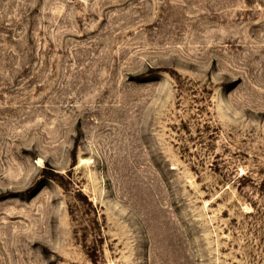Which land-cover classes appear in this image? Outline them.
Here are the masks:
<instances>
[{
	"label": "rangeland",
	"instance_id": "1",
	"mask_svg": "<svg viewBox=\"0 0 264 264\" xmlns=\"http://www.w3.org/2000/svg\"><path fill=\"white\" fill-rule=\"evenodd\" d=\"M0 264H264V0H0Z\"/></svg>",
	"mask_w": 264,
	"mask_h": 264
}]
</instances>
